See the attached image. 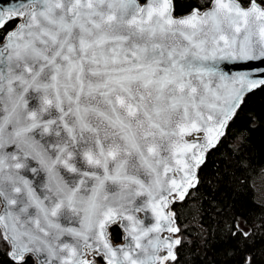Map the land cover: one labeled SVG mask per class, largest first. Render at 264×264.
<instances>
[{"label":"snow or ice","instance_id":"6c2138e0","mask_svg":"<svg viewBox=\"0 0 264 264\" xmlns=\"http://www.w3.org/2000/svg\"><path fill=\"white\" fill-rule=\"evenodd\" d=\"M187 9L0 0V264H264V0Z\"/></svg>","mask_w":264,"mask_h":264},{"label":"trees","instance_id":"16d2710c","mask_svg":"<svg viewBox=\"0 0 264 264\" xmlns=\"http://www.w3.org/2000/svg\"><path fill=\"white\" fill-rule=\"evenodd\" d=\"M176 10L178 14H183L187 11V5L191 3V0H175ZM264 106V98L254 97L249 102V107L254 108L257 111ZM252 154L256 157L258 162H264V129H258L253 133L251 143ZM250 205V201L247 202Z\"/></svg>","mask_w":264,"mask_h":264}]
</instances>
